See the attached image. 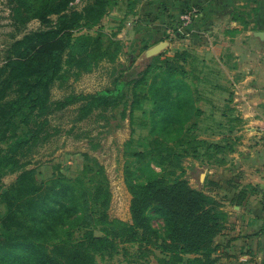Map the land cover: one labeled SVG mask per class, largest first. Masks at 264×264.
Masks as SVG:
<instances>
[{"label": "trees", "instance_id": "16d2710c", "mask_svg": "<svg viewBox=\"0 0 264 264\" xmlns=\"http://www.w3.org/2000/svg\"><path fill=\"white\" fill-rule=\"evenodd\" d=\"M10 1L15 33L0 63V181L8 171L16 175L13 182L0 185L5 204L0 214V264H96L97 254L112 255L129 242L136 244L134 254L145 264L150 253L156 264H220L215 239L228 218L215 191L221 185L209 177L202 188L191 185L184 176V159L192 156L207 165H221L235 149V140L198 134L202 109L195 103L200 93L187 77L191 72L198 78L193 71L199 59L188 71V56L195 59L188 49L171 56L161 52L136 71L121 66L108 86L52 98L57 79L64 85L70 77L77 79L101 61L118 57V39L105 42L100 30L75 33L99 25L117 0H89L80 9L70 7L71 0L32 5L28 0ZM135 2L127 1L128 10ZM33 18L42 26L16 36ZM190 23L184 25L186 31ZM152 36L139 37L140 52L160 40ZM144 101L151 103L149 122L143 121L150 124L151 136L146 149L131 152L135 165L127 171L128 221L109 216L108 179L103 164L88 150L82 151V170L73 177L57 171L42 180L36 168L28 166L36 146L59 130L50 124L51 114L74 106L73 120L78 121L97 109H116L120 118L131 120ZM230 109L224 105L223 111ZM252 192L264 199L263 188L246 183L234 194L235 202L240 204ZM153 216L162 219L161 228L153 225Z\"/></svg>", "mask_w": 264, "mask_h": 264}, {"label": "crops", "instance_id": "0c3cea01", "mask_svg": "<svg viewBox=\"0 0 264 264\" xmlns=\"http://www.w3.org/2000/svg\"><path fill=\"white\" fill-rule=\"evenodd\" d=\"M142 2V8L147 9L137 11L134 17L138 16V21L152 18L156 24L176 19L184 8L195 9L183 38L193 41L194 35L202 37L197 43L191 42L192 48L202 50L203 59L193 71L198 78L191 85L199 89L196 102L208 105L197 103L206 121L201 136H230L235 140L230 159L221 165H210L206 173V177L220 183L217 196L228 212L215 239L216 252L220 264H264V199L252 192L240 204L234 200L243 184H257L264 189V126L257 125L264 121V36L254 34L255 30H264V0ZM148 32L159 38L158 32ZM225 103H230L232 109L223 111ZM229 178L231 182H227Z\"/></svg>", "mask_w": 264, "mask_h": 264}, {"label": "rangeland", "instance_id": "374dc122", "mask_svg": "<svg viewBox=\"0 0 264 264\" xmlns=\"http://www.w3.org/2000/svg\"><path fill=\"white\" fill-rule=\"evenodd\" d=\"M28 1L32 5L37 4L40 0ZM87 1L89 0H71L69 6L80 9ZM127 1L117 0V3L103 15L99 25L91 28L81 27L75 31V33L88 32L94 34L97 30H100L103 33L105 42L110 37L118 39L120 51L116 60L113 62L101 61L98 66L89 72L82 73L77 79L70 77L64 85H60L59 79H57L51 88L52 98L61 97L69 91L89 92L108 86L111 84L113 75L118 72L121 66H128L129 71L138 70L141 65L137 62V56L140 53L137 41L139 37L149 34V29L153 33L158 32L159 38L169 41V45L162 51V53L165 52V55L171 56L174 51L188 49L195 56V59L188 56L189 60L185 62L188 71H191L192 61L197 64V59H199L198 62L201 63L202 58L200 55H202V50L200 48L194 49L191 46V42L197 43L202 39L201 35H194L193 41L183 38L186 28L181 21L176 22L174 18H171L170 21L164 19L165 22L160 20L157 24L152 22V18H143L142 21H138V16H134L137 11L140 10L142 12L147 9L142 8V1L145 2L146 0H136L134 6L129 10ZM10 4V0H0V63L4 61L5 48L13 39V34L15 33L10 16ZM147 25H151L149 29ZM41 26L38 19H30L22 31L16 33V36H20L25 30ZM191 49L196 52H192ZM205 57L209 58L206 53ZM66 66L67 64H64V67ZM187 78L189 82L194 80L191 77V72ZM196 89L199 91L198 88ZM196 94L198 93L194 92V95ZM231 101L230 103H232ZM197 103L202 104V106H208L206 103L196 102L195 104L198 106L199 104ZM230 103L229 105H231ZM226 105L228 103H225V107ZM150 106L151 103L149 101L141 103L133 110L131 120L128 117L120 118L119 111L116 109H97L88 117L78 121L73 120L75 115L74 106L51 114L49 122L51 125L58 127L59 130L49 137L46 142L36 146L31 154V162L28 166H34L38 171L39 179L42 180L48 179L57 171L73 177L82 170L84 162L82 151L88 150L103 164L108 179L111 192L108 207L109 216L128 221L130 219L129 200L131 194L127 187V171L133 169L135 165V157L131 152L147 148V141L151 136L149 131L150 124H144L143 121L149 122ZM262 108L264 110V105ZM259 110L262 111L261 108ZM190 111V117L192 116V119H196V116L192 115V111L191 113ZM205 123L206 121L200 115L198 134L203 132ZM213 123L217 126L218 120L213 121ZM257 125L264 126V121L259 122ZM210 137L208 136L207 138ZM94 143H97L95 147L92 146ZM229 157L230 154L228 153L226 159L229 160ZM152 164L156 170H160L159 166ZM184 165V176L188 178L190 184L200 188L204 187V179L210 165L192 156L185 157ZM201 172H204L202 179L200 178ZM141 173L144 174V172ZM135 174H140V172L136 171ZM135 174L129 178L134 177ZM15 175L16 171L6 172L0 181V185H7L13 182ZM217 190L219 189L215 191ZM256 193L261 195L260 192ZM4 210L5 204L0 200V214ZM152 223L158 228L162 227V219L158 216L152 217ZM95 232L99 231L95 229ZM79 234L80 232L76 230L75 235L78 236ZM124 245H119L118 251L112 255L97 254L95 258L96 264H134L137 261L145 264L143 257L138 258L134 254L136 251L135 243L129 242ZM155 251L157 252V249ZM147 256L150 261L148 264H156L155 257L151 253Z\"/></svg>", "mask_w": 264, "mask_h": 264}, {"label": "water", "instance_id": "95a60500", "mask_svg": "<svg viewBox=\"0 0 264 264\" xmlns=\"http://www.w3.org/2000/svg\"><path fill=\"white\" fill-rule=\"evenodd\" d=\"M178 32V31H177ZM254 34L258 37L264 36V30H255ZM169 45V41L166 39H160L153 44L146 47L142 50L137 56V62L141 65V67L154 55L161 53L167 46ZM204 176V172L200 173V178L202 179ZM262 256L264 257V242L262 246Z\"/></svg>", "mask_w": 264, "mask_h": 264}, {"label": "built area", "instance_id": "2783aa9c", "mask_svg": "<svg viewBox=\"0 0 264 264\" xmlns=\"http://www.w3.org/2000/svg\"><path fill=\"white\" fill-rule=\"evenodd\" d=\"M195 13V9L194 8H189L185 11H183L182 13L179 14V19L182 23V25H187L188 23H190L192 21V16Z\"/></svg>", "mask_w": 264, "mask_h": 264}]
</instances>
